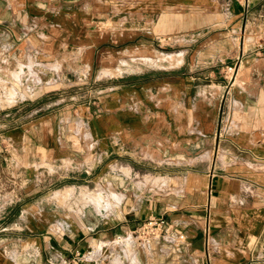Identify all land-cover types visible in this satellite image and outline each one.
<instances>
[{
	"label": "crops",
	"instance_id": "1",
	"mask_svg": "<svg viewBox=\"0 0 264 264\" xmlns=\"http://www.w3.org/2000/svg\"><path fill=\"white\" fill-rule=\"evenodd\" d=\"M76 251L264 264V0H0V264Z\"/></svg>",
	"mask_w": 264,
	"mask_h": 264
},
{
	"label": "built area",
	"instance_id": "2",
	"mask_svg": "<svg viewBox=\"0 0 264 264\" xmlns=\"http://www.w3.org/2000/svg\"><path fill=\"white\" fill-rule=\"evenodd\" d=\"M168 40L171 37H167ZM235 71V70H234ZM234 79V73L232 75ZM168 226L165 225L163 217H150L142 221L133 229H129L124 233L117 235L114 239L116 242H137L148 244L159 238H164L168 232ZM64 264H104L102 259H94L85 252L76 251L73 256L64 260Z\"/></svg>",
	"mask_w": 264,
	"mask_h": 264
},
{
	"label": "rangeland",
	"instance_id": "3",
	"mask_svg": "<svg viewBox=\"0 0 264 264\" xmlns=\"http://www.w3.org/2000/svg\"><path fill=\"white\" fill-rule=\"evenodd\" d=\"M166 40L168 41L167 38H166ZM164 50L165 51H169V49H167V48H165ZM75 80H76V78H73V79H71V81L66 82L65 85H67V88L73 87L71 85H73V83H75L74 82ZM86 94H87L86 90H82L81 96L86 95ZM35 99H37V98H34L33 101H36ZM33 108L37 109V108H39V106L36 107V105L34 103ZM149 178L150 179H148V177H145L144 179H145L146 182L154 180L151 177H149ZM68 192H69V190H68ZM71 193H73V191H71ZM86 196L85 197H86L87 200L85 201V203H88V204L92 203V204L96 205L99 208H101L103 206L104 202L106 201V198L104 196V186H102V185H98V188L96 189V191L94 193H92V194H88L87 193Z\"/></svg>",
	"mask_w": 264,
	"mask_h": 264
}]
</instances>
